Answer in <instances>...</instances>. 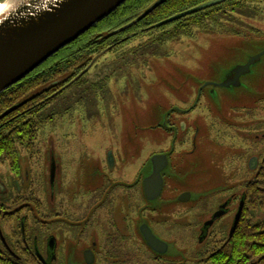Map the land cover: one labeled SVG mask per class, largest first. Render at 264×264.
I'll return each instance as SVG.
<instances>
[{
  "label": "flooded vegetation",
  "instance_id": "af4514ba",
  "mask_svg": "<svg viewBox=\"0 0 264 264\" xmlns=\"http://www.w3.org/2000/svg\"><path fill=\"white\" fill-rule=\"evenodd\" d=\"M232 24L235 27L213 26V29H216V32L236 35L262 32L253 26L250 28ZM131 26L126 25L107 34L105 32L111 28L103 31L101 39L90 43L92 47L99 49L98 53L86 62L81 72L65 74L55 80L50 86L54 89L49 90L47 99L55 101L57 96L62 98L65 95L62 102L71 105L77 102L74 95L81 93L79 105L86 109L89 108L87 104L93 106L91 98L84 100L82 96L91 97L88 94L93 91L97 101V116L106 114V106L114 102V115L121 114L125 119V114L132 111L136 105L129 101L128 97H133L136 91L140 93V81L145 80L154 86V82L149 79L151 59L146 55L153 53L151 48H148L149 41L145 42L146 45L133 47L135 34L106 41V36L116 37ZM149 29L150 27L143 28L146 32ZM159 36H149L147 39L159 38L158 44L165 46L166 32ZM109 52L120 53L118 57L103 58ZM134 66L142 67L141 78L131 73ZM94 69L96 72L92 73ZM112 81L115 82V87L120 88L119 92L113 93ZM191 82L193 86V81ZM221 83H210L208 90L221 87ZM194 86L190 102H166L162 96L159 103L163 121L136 128L137 132L144 135L159 132L164 139V144H155L156 149L147 154L141 163H138L141 157H131L124 151L128 144L133 148L136 134L133 120L128 128L124 126L117 129L115 124L109 128H114L112 139L118 140L117 145L110 143L104 147V154L95 160L64 156L66 167L72 162L78 163L75 167L79 168L78 171L84 177L79 178L78 185H74L67 175L61 185L59 175L62 171L59 162L63 161V158L62 155L56 154L54 149L49 153L47 188L36 176L34 165L37 155L33 153L23 154L21 158L19 154L18 164L13 166V173L5 177L0 176V204L4 208L25 210L30 206L37 209L39 204H43L39 194H44L48 209L46 230L36 223L31 239L34 251L44 258L46 264H88V252H92L93 264H140L139 258L144 260L143 264L150 261L153 264H181V252L177 249L176 239L171 238L179 236L182 231V211H176L183 205L191 206L188 209H191L194 221L190 229L193 230L195 242L198 241L201 245L209 242L214 227L223 244L226 245L234 237L240 225L244 223L248 185L260 177L264 167L262 100H256L251 105H231L222 109L207 98L204 86ZM70 92L72 94L69 96ZM123 102L125 104H122ZM142 109L149 115L147 109ZM248 117L250 122L254 121L252 117L256 119L255 125L246 124ZM219 119L225 121L227 135L224 136L223 132L218 130L216 137H213L218 125L215 120ZM233 120H238L239 126L232 122ZM235 126L238 128H233ZM202 131L208 136L204 137L205 140L201 137ZM226 141H231L232 153L225 157L222 155L221 159L218 157L217 161H211L206 146L222 150ZM157 156L159 159L153 161ZM133 165H138L135 171L130 169ZM67 171L69 172V169ZM242 206L240 220L232 235L236 217ZM165 210L174 214V221L160 218ZM220 212L224 213L209 225ZM27 221V217L20 220L21 234L24 245L31 250L25 227ZM143 227L150 229L152 234L168 244L165 254H159L151 248L143 236ZM60 238H64L66 244L60 246ZM0 240L5 246L8 245L1 227ZM138 240L143 244H137L139 248L134 251V243ZM72 242L79 245L75 247L76 244L71 245ZM38 258L41 264H45L39 255Z\"/></svg>",
  "mask_w": 264,
  "mask_h": 264
},
{
  "label": "rangeland",
  "instance_id": "374dc122",
  "mask_svg": "<svg viewBox=\"0 0 264 264\" xmlns=\"http://www.w3.org/2000/svg\"><path fill=\"white\" fill-rule=\"evenodd\" d=\"M244 14L245 16L240 15L241 17L237 16L234 18L236 20V26H253L254 28L262 30V32H248L238 35L216 32L217 30L213 29V26L207 22V14H203V16H200V24L196 26L192 33L185 32L180 38H171L174 33L173 31H168L165 39V46L159 45L154 39L148 40L146 35L139 37L134 41L132 46H143L146 45L145 42H150L148 48H151L153 53L146 55H148L147 58L151 59L149 79L154 82V86L150 85L145 80L140 81L142 83L140 93L136 91L133 97H128V100L136 105L133 107L132 111L127 115L125 114V119H123L121 114L118 116L114 115L116 106L114 102L106 106V114L97 116L95 112L97 101L94 98L93 91H89L88 95L91 97L82 96L84 100H90L91 98L90 101L93 106L87 104L89 108L85 109L83 105L80 107L79 102L82 94L78 93L74 95V99L77 100V102L71 103V105L64 103L63 108L65 111L61 112V103L65 98L64 95L60 99L59 104L48 108L42 113L43 116H41L40 119V129L37 133L38 143L31 149V152L22 149L20 151V158L23 154L33 153L37 155L34 165L35 173L41 180V183L47 188L49 185V153L54 149L55 153L62 155L63 158V161L59 162L62 171L59 175L61 185L64 184L65 175L68 176L67 178L73 182L74 185H78L79 178H84L82 173L78 171L79 168L75 167L78 163L72 162L70 166L66 167L67 162H65L64 156L69 155L77 159L84 157L89 158L91 161L95 160L97 157L104 154V147H107L110 143H115L117 145L118 140L112 139L114 128H109L112 126L114 127V124L117 126V129H122L124 126L128 128L130 121L133 122L134 120V130L136 134L133 141V148L130 144H125L126 149L124 151L131 157H141L138 162L141 163L147 154L156 149L155 144H164V142H162L164 139L159 132H151L150 134L144 135L137 132L136 128L140 125H151L155 124V122L163 121L161 120L163 118L162 108L159 103V99L162 96L165 97L166 102L180 103L184 100L190 102L194 94V85L204 86L203 88H205L206 94L208 95H206L207 98L222 109L229 108L231 105H251L256 100H262V122L264 129V56L260 62L253 65L252 70L248 74L242 77L240 86L230 88L216 87L214 90L213 88L208 90L210 88V83H221L234 67L246 63L250 56L264 49V17L250 11H244ZM225 26L235 27L234 24L228 22L225 23ZM119 53L120 52H109L103 58L118 57ZM137 67L140 68L137 69ZM95 72L96 70L94 69L92 73ZM124 73L127 74L126 72ZM131 73H134L135 77L139 76L141 78L142 67L134 66ZM191 80L193 81V86L191 85ZM111 84L113 93L119 92L120 88L115 87V82L112 81ZM71 94L72 92H70L69 96ZM122 104L125 103L123 102ZM142 107L150 112L149 115L147 112L142 111ZM53 113L56 114L55 118L49 120L48 115ZM249 118L250 117L246 119V124L248 126L255 125L256 119L252 117L254 121L250 122ZM199 120L201 121L202 118ZM215 122H218V125L215 127L212 136L216 137L218 130L223 132L224 136H226L227 134L225 131H228V129L224 125L225 121L219 119V121L215 120ZM232 122L239 126L238 120H233ZM238 126L233 128H238ZM230 135L232 136L234 134ZM201 137L205 140L204 137L208 136L202 131ZM225 143L226 144L222 145V150L216 149L210 145L206 146L207 153L211 155V161H217L218 157L221 159L222 155L225 157L232 153V151H230L232 147L231 141H226ZM205 145H207L206 141ZM69 158L71 157H67V159ZM77 159L70 160L74 161ZM12 166L13 162L8 163L0 161V176L5 177L13 173L14 167ZM66 168L69 169V172ZM137 168L138 165L130 167L132 171H135ZM39 196L43 204H39L37 209L28 206L29 208L25 210H17L14 208H4V206L0 204V227L4 230L5 239L18 240V242L23 241L20 227V220L23 217L28 218V239H31L36 223L42 225V228L46 230L48 209L44 194H39ZM41 197L44 198V200H42ZM27 202H29V200H27ZM189 207L191 206L183 205L181 209L176 211H182L181 222L183 223V228L179 236L171 238L172 240L176 239L177 249L181 252V264H215L213 255L223 248L224 242L220 240V236L215 231L216 227L211 231L209 242L207 241L203 245L198 243V241L195 242L194 233H192L193 230L190 229L194 221V216L191 209H188ZM160 218L171 221L175 220L174 214L169 210H165ZM262 218L264 220V211L262 213ZM173 235H175V232ZM166 237L168 236L166 235ZM59 242L60 246L66 244L64 238H60ZM70 242L71 241H69V243ZM75 244V247L79 245L76 242L71 243V245ZM137 244L141 246L143 243L141 240L135 242L134 251H137L139 248ZM2 248L0 245V250ZM19 254L22 255L23 252L20 251ZM150 255L152 256V254ZM26 258H21L23 264L33 263L28 262ZM136 260L135 258L134 261ZM138 260L140 264H143L144 260L142 258ZM95 264H98V262ZM147 264L153 263L150 261V263Z\"/></svg>",
  "mask_w": 264,
  "mask_h": 264
},
{
  "label": "trees",
  "instance_id": "16d2710c",
  "mask_svg": "<svg viewBox=\"0 0 264 264\" xmlns=\"http://www.w3.org/2000/svg\"><path fill=\"white\" fill-rule=\"evenodd\" d=\"M156 1L158 0H128L109 15L110 17L108 16L95 25L85 35L79 37L25 79L0 95V115L8 109L20 105L19 108L0 120V161L13 162V166H16L20 151L22 149L29 151L37 145V133L40 129L42 113L48 108L59 104L61 98V96H57L55 101L47 99L51 89L50 86L65 74L73 72L77 74L83 70L86 62L99 51V49L92 47L90 43L101 39L103 31L111 28L105 32L107 34L123 26L132 25L128 30L126 29L120 35H117V38L110 35L106 36V41H112L129 34H135L134 38L136 39L144 35H146V38L154 35L155 38L156 36L160 37L159 34L164 31L166 35L168 31H173L174 34L171 38H180L185 32H193L196 26L200 24V16H203V14H207V22L214 27H224L226 22L236 23L234 18L240 15L245 16L244 11H250L264 17V0H228L168 25L156 27L157 24L177 14L212 1L168 0L138 22L141 15ZM145 27H150L149 31H144L143 28ZM156 40L154 41L159 43V38ZM43 99L44 101H42ZM63 107L64 103L62 102L61 112L65 111ZM55 116L56 114L53 113L48 115V118L53 120ZM263 211L264 167L260 177L248 185L243 225H240L234 237L226 245L223 244L222 249L215 252L216 254L213 255L215 264H264ZM27 226L28 221L25 227L27 228ZM39 237L41 240L42 233ZM28 238L27 241L32 247L31 250L24 245L23 241L6 239L8 245L5 246L0 240L1 248L3 247L0 250V264H23L21 258H26V256L28 262L41 264L37 253L33 249V241ZM39 245H41V242ZM20 251L23 252L22 255L19 254Z\"/></svg>",
  "mask_w": 264,
  "mask_h": 264
},
{
  "label": "water",
  "instance_id": "95a60500",
  "mask_svg": "<svg viewBox=\"0 0 264 264\" xmlns=\"http://www.w3.org/2000/svg\"><path fill=\"white\" fill-rule=\"evenodd\" d=\"M128 0H25L23 8L20 0H0L4 8L0 11V95L37 70L55 54L76 41L79 37L103 21ZM168 0H158L138 19L146 18ZM228 0H212L193 9L177 14L156 27L168 25L184 17L196 14ZM26 17L19 19L18 17ZM264 49L250 56L248 61L234 67L221 83L230 88L241 85V79L253 65L261 61ZM14 106L0 120L19 108ZM155 157L153 161H157ZM53 178V174H52ZM243 211L240 208L232 229L234 234ZM224 212L217 213L215 219ZM143 236L151 248L165 254L168 244L157 238L150 229L142 228ZM42 262L44 258L38 254ZM88 264L94 263L92 252L86 253Z\"/></svg>",
  "mask_w": 264,
  "mask_h": 264
},
{
  "label": "clouds",
  "instance_id": "9594fccd",
  "mask_svg": "<svg viewBox=\"0 0 264 264\" xmlns=\"http://www.w3.org/2000/svg\"><path fill=\"white\" fill-rule=\"evenodd\" d=\"M24 4H25V0H20V4H19V6H20L21 8H23ZM18 18H19V19H23V18H26V17L21 16V17H18Z\"/></svg>",
  "mask_w": 264,
  "mask_h": 264
},
{
  "label": "bare ground",
  "instance_id": "6f19581e",
  "mask_svg": "<svg viewBox=\"0 0 264 264\" xmlns=\"http://www.w3.org/2000/svg\"><path fill=\"white\" fill-rule=\"evenodd\" d=\"M4 8V3H0V11Z\"/></svg>",
  "mask_w": 264,
  "mask_h": 264
}]
</instances>
